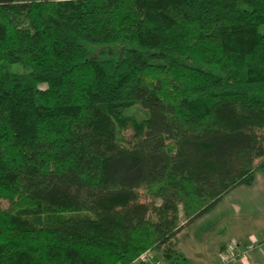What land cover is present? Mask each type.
I'll return each mask as SVG.
<instances>
[{
    "label": "trees",
    "instance_id": "16d2710c",
    "mask_svg": "<svg viewBox=\"0 0 264 264\" xmlns=\"http://www.w3.org/2000/svg\"><path fill=\"white\" fill-rule=\"evenodd\" d=\"M262 169L264 0H0V264H189Z\"/></svg>",
    "mask_w": 264,
    "mask_h": 264
},
{
    "label": "rangeland",
    "instance_id": "374dc122",
    "mask_svg": "<svg viewBox=\"0 0 264 264\" xmlns=\"http://www.w3.org/2000/svg\"><path fill=\"white\" fill-rule=\"evenodd\" d=\"M7 69L13 72L26 71V68L20 64ZM127 114L137 120H142L146 115L139 106L129 109ZM131 137L130 128L121 130L120 138L124 144L128 145ZM3 206H7L6 203ZM239 222L243 223L238 226ZM263 223L264 169L257 173L256 181L252 186L237 187L213 210L185 227L178 236V248L187 256L189 264H221L222 257L227 254V247L230 245L235 247L239 244L241 248H245L248 245L257 247L264 244V228L261 227ZM240 227L245 232L246 243L233 241V239L237 240ZM257 252L264 253V248H256L245 262L238 264H255L252 256ZM146 253H151L145 258L146 261L140 259L136 264H166L162 249Z\"/></svg>",
    "mask_w": 264,
    "mask_h": 264
},
{
    "label": "built area",
    "instance_id": "2783aa9c",
    "mask_svg": "<svg viewBox=\"0 0 264 264\" xmlns=\"http://www.w3.org/2000/svg\"><path fill=\"white\" fill-rule=\"evenodd\" d=\"M256 248H264V244H261L260 246L253 247V246H246L245 248H241V246L238 244L235 247L230 245L227 248V254H224L222 257L221 264H238L239 262H245V260L248 258L250 253L254 251ZM151 253H145L141 256V260H145V258H148V256ZM144 263V262H143Z\"/></svg>",
    "mask_w": 264,
    "mask_h": 264
},
{
    "label": "crops",
    "instance_id": "0c3cea01",
    "mask_svg": "<svg viewBox=\"0 0 264 264\" xmlns=\"http://www.w3.org/2000/svg\"><path fill=\"white\" fill-rule=\"evenodd\" d=\"M243 222H239L238 223V226H240L241 224H242ZM261 227L262 228H264V223L263 224H261ZM240 232L238 233V237H237V240H235V239H233V241H237V242H244V243H246L247 241V239H246V237H245V232H244V230H242L241 229V227H240ZM264 231V230H263ZM243 240V241H242ZM226 244V243H225ZM225 244H223V246H225ZM232 244V243H231ZM221 247L222 249L224 248V247ZM228 248V247H227ZM264 253H259V252H257V253H255L252 257H253V260H254V263L256 264H262V262H264V255H263ZM136 264V263H135ZM249 264V263H248Z\"/></svg>",
    "mask_w": 264,
    "mask_h": 264
}]
</instances>
